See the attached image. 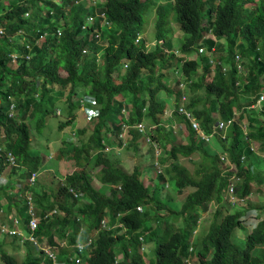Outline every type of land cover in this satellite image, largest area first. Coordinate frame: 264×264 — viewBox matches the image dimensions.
<instances>
[{"label": "trees", "instance_id": "1", "mask_svg": "<svg viewBox=\"0 0 264 264\" xmlns=\"http://www.w3.org/2000/svg\"><path fill=\"white\" fill-rule=\"evenodd\" d=\"M253 2L173 0L176 21L188 34L182 43L183 50L190 51L203 32H210L217 38L227 36L229 51L225 58L230 66L229 72L224 73L218 66L212 80L206 81L204 74L193 87H203L210 99L216 97L218 101V97H222L221 105L208 107L206 104L198 109L197 99L193 98L188 104L194 108L193 114L206 132L213 130L218 117L227 119L238 108L234 84L235 45L240 56L247 58L242 63L246 66L249 82L243 93L257 97L258 93L264 92V46L260 45V40H264V0L254 6L248 5ZM146 6L147 3L141 0H103L100 8L104 9L106 18L115 29L106 36L107 44L101 48L94 41L87 40L80 31L84 17L93 9L75 0H10L7 4H0V29H4V34H0V175L10 169V183L0 185V195L7 200L8 209L16 201L15 197L20 198L21 203L16 205L18 216L13 217L19 218L25 229H29L26 193L30 192V177L39 172L43 163L40 150L32 145L30 120L35 118L38 128L46 124L50 115L59 110L58 101L64 98L68 116L59 119L58 129L71 124L74 111L79 108L75 100L79 91L94 96L99 105L98 114L90 119L95 121L90 140L67 151L70 158L73 155L78 168L65 175L64 181L59 179L56 191L51 195L45 191L32 192L38 217L34 233L43 244L57 247L61 261L67 260V255L72 253L71 245L82 226L86 232L84 239L94 238V242L90 252L82 255L79 264H144L141 244L145 240L143 233L148 231L149 239L156 241L154 264H187L186 259L191 258L193 252V249L189 252V246L195 243L192 237L200 212L206 210L211 201L220 203L226 200L225 192L234 173L225 171L227 167L220 151L199 139L187 121L176 114L173 119L182 124L178 133L187 136V141L175 142L173 134L168 136L162 130L160 115L165 111V104L158 102L156 97L164 85L161 76L154 78L153 68L157 58L162 61L165 58L160 47L144 52L141 44L133 40L141 29ZM54 12L55 19L52 18ZM26 13H29L28 17ZM205 15L208 16V26L204 24ZM163 20L161 14L158 26ZM14 37L18 38L14 40ZM207 40L211 45L216 44L213 36ZM86 44L90 52L82 54L81 48ZM100 50L103 52L99 57ZM12 52L18 54L16 60H13ZM27 54H30L29 58ZM123 58L129 61L126 68L120 70ZM10 60L19 62L15 70L8 64ZM195 66L194 61H188L183 69L189 73ZM206 70L211 73L210 64ZM166 93H169L168 89ZM118 94L129 99L120 101ZM255 101L253 98L247 105ZM13 104L14 112L11 113ZM237 117L239 120L246 117L247 125L244 129V125L236 121L227 128V137L220 140L221 152L237 166L240 181L236 189L240 197L249 196L251 192L264 193V159L253 150L264 152V101L257 114L239 111ZM139 121L155 124L150 136L162 143L164 163L167 161V176L159 174L155 177L157 183L149 178L153 188L144 184L139 167L131 173L126 172L103 151L105 142H111L113 138L121 141L123 122L129 126L130 139L142 136L143 132L132 126ZM82 131L80 129V133ZM71 142L64 140L63 144ZM62 147L58 148L61 152L64 151ZM193 153H197L198 158L200 155L202 160L199 163L196 160L192 170L176 160L180 155ZM94 155L95 166L99 168L97 179L119 185L120 189L110 187L108 194L96 189L91 171L87 169ZM18 170L21 173L15 178L13 174ZM167 180L171 182L173 193L182 195L183 199L173 210L168 205L166 207L174 220L169 219L168 214L152 216L154 223L159 225L155 228L154 224L145 223L146 209L152 202L156 209H160L168 204L167 200L173 199L174 195L167 196L168 199L159 198L163 182ZM252 183L256 184V190ZM69 189L88 200L74 207L80 197L74 198ZM138 206H143L144 211L138 210ZM254 206L257 204H247L235 211H224L222 206L215 209V219L195 251L197 264H262L260 255L251 250L264 245V218L246 233L243 247L233 240L243 215ZM260 209L263 211L264 205H260ZM52 210L53 214L48 215ZM1 211L0 214L4 212ZM175 217L181 221L183 217L184 223L176 226ZM106 218L109 224H119L111 229L103 228ZM66 238V245L59 247L56 239ZM24 242L31 245V249L44 252L29 239ZM0 261L4 264H39L40 258L29 252L28 258L20 262L13 253L1 248ZM44 261L51 264L48 259ZM190 264H193L191 260Z\"/></svg>", "mask_w": 264, "mask_h": 264}, {"label": "rangeland", "instance_id": "2", "mask_svg": "<svg viewBox=\"0 0 264 264\" xmlns=\"http://www.w3.org/2000/svg\"><path fill=\"white\" fill-rule=\"evenodd\" d=\"M10 0H0L1 3L7 4ZM163 0H157L158 3L165 4V2H162ZM259 0H254L253 3H248V5L254 6L256 3H258ZM151 7L147 8L143 14V36L142 38H145L144 40L151 46L153 47V42L156 38V28H155V20H156V14L154 11L151 12ZM2 10L0 9V12ZM149 13V14H148ZM148 14V15H147ZM53 17L56 18V13H52ZM171 15L174 17L173 12L171 11ZM169 15L166 21L165 25V38L166 36L170 39L171 44L174 46H178L181 43V40L183 38V33L178 31L177 25L173 22L172 16ZM53 20V19H52ZM181 33V34H180ZM18 37H14V40H16ZM225 44L227 43V39L223 37L221 39ZM261 45H263V40H260ZM223 51L225 54V50H220ZM220 52H217V55H219ZM190 57H196V54L194 51L190 54ZM244 61H247V58H244ZM10 68L15 70L19 64L17 61L10 60L8 62ZM180 70V68H178ZM202 75V69H198V71L195 74V78L193 81H197L198 77ZM177 74L174 72L169 73V77L166 81V84L169 89L176 91V77ZM178 77H181L183 80L187 82V88L185 90L188 101L191 100V97L193 99H197V108H203L206 107V104H209V100H207L206 92L204 89L198 90L191 92L192 87L190 86V83L188 82V79L178 73ZM212 76H207V80H211ZM69 89V88H68ZM68 91V90H67ZM80 93V91H79ZM78 93V94H79ZM79 96V95H77ZM76 98V96H75ZM157 101H160L164 104H168L167 106V111L170 109L173 105V94L171 93H166V92H160L157 97ZM58 107L59 110L55 111L56 114L50 115L48 118V121L46 124L42 125L41 127H36L35 123V118L30 120V124L32 127V145L35 149L40 150V155L43 156V163L41 165V168L39 169V172L35 175V182L36 184L34 186H30V192H27V196L30 197L32 195V192L35 193H40V191H45L46 194L51 195V192H55L57 188V184L59 179L61 181H64V176L67 175L68 173H72L75 169L78 168V164L76 163V160L73 158L69 157V154L67 151L71 150L72 147H78L81 143H86L90 140V137L93 133L94 130V122L90 120L93 116V112L90 110H86V115H83L82 112L77 109L74 111L75 113V118L71 122V124L66 125L65 127L58 129V121L59 119H64L68 115V108H67V103L64 100V98L60 99L58 101ZM98 105H95V108L93 107V110L97 112ZM169 116L167 113L164 115V122L162 123V130L166 131L168 136L173 134V139L175 142H180V143H185L187 141V136L180 134L176 131V125L171 127L169 124H172L169 121ZM80 129L83 131L80 133ZM169 129L171 131L169 132ZM178 129V126H177ZM74 131L75 135H72L71 132ZM78 131V133H76ZM125 140L126 143L124 146H121L120 143H117V140L115 138L112 139V141L115 143L116 148H110L109 150H106V154L114 160V163L117 165V163L125 166L126 172L131 173L134 169L135 166H139V168L142 169V175L145 176L144 179L142 180L145 185H149L151 188L153 186L151 185V182L149 180V177H153L154 173L156 174V170L153 165L154 161V151L152 145L150 142H147L145 139V135L143 134L142 136H135L134 140L130 139V136H128V131L126 132ZM139 137V138H138ZM72 140L74 142L68 143V144H63L65 139ZM137 139V141H136ZM66 141V140H65ZM111 141V142H112ZM136 141V142H135ZM136 143V144H135ZM108 145H112V143L107 142ZM64 148V151L61 152V149H58L60 146ZM168 146V145H167ZM162 147V143H161ZM219 147V146H217ZM163 149H162V155L163 156ZM51 153V154H50ZM83 155V154H82ZM82 156L80 157V160L82 161ZM95 158L96 156H92L90 165L87 167L88 170L91 171V176L94 178V185L97 187L99 191L108 194L109 190V184H101V182L97 179L96 174L99 168H96L95 166ZM159 164L162 166V171L164 169V166L166 163L158 157ZM196 160L201 161L202 158L198 154H192L190 156H180L178 157V161H181L182 164L187 166L190 170L194 168V164H196ZM9 170L8 169L4 176L6 178L9 177ZM21 172L18 170L16 171L13 176L15 178L18 177V175ZM156 177V176H155ZM155 177L153 178L154 180ZM157 183V180L155 181ZM164 188L162 190V193L160 195V199H168L167 196L174 195L173 199L167 200L168 204H166L164 207L160 209H156L154 206V203L152 202L149 207H147V213L148 215L146 216L145 223L147 225H153V227L159 226L157 222L154 223V220L152 219V216L154 214L159 215V216H165L168 214V218L174 220V217L172 216L171 212L168 213V209L166 208L167 205L169 206L170 209H175L177 208L178 205L181 204V201L183 199L182 195H175L173 193L174 189L171 186V182L169 181H164ZM167 184V185H166ZM102 185V186H101ZM253 189L256 190V184L252 183ZM101 186V187H100ZM75 197L74 194H72ZM33 196V195H32ZM16 198V201H13L11 203L12 207L8 209V203H5L7 200L3 199L2 195H0V206L2 207V211L4 213L0 214V219L1 220H8L11 217V210L12 213L17 215V206L18 204L21 203L20 198ZM88 199L84 197H80L79 199H76L75 204L73 205L74 207L82 205L84 202H86ZM246 204H257V206H254V212L260 211V205H264V193L257 194L256 192H252L250 194L248 199H245V201H240L239 203H236L235 205H232L231 203L229 204L226 200H223L222 202L218 203L217 201H211L208 205L206 210L200 212L199 214V225L197 227V231L192 237V240L195 241L193 243V252L191 253V263L197 264V259L195 255L196 249L199 247V243L201 239L206 235L208 232V229L211 226L212 221L215 219V208L222 206L224 211H235L237 209H241ZM251 212V211H250ZM249 217V212H247V215L242 217L243 221H240V225L237 226L234 234H233V240L240 246L243 247L245 244V235L246 233L251 229L253 224L257 223L259 221L258 218L251 217L248 220ZM163 219V218H162ZM160 220V218H159ZM158 220V221H159ZM248 220V221H247ZM115 222H112L111 224H114ZM175 225L176 226H181V224L184 223V218L182 217V221L180 218L175 217ZM110 224V225H111ZM119 224V223H118ZM183 226V225H182ZM108 229H111L110 227ZM123 229H125L123 227ZM144 237L145 240L142 242V255L144 259V264H154V259H155V246H156V241L154 239H149V231L144 232ZM84 235H86V232L82 230L77 239L81 240L84 238ZM5 249L7 251H10L15 255V257L20 261L23 262L28 258L29 252H32L36 257L40 258L39 264H45V257L44 253L41 251H37V249H31V245H29L27 242H21L19 239H17L15 236H9V234L5 232L0 233V249ZM252 252L260 255L262 264H264V246H259L257 248H253L251 250ZM90 252V249L88 247L84 248L81 254H88ZM211 254V252H210ZM42 261V262H41ZM0 264H4L2 261H0Z\"/></svg>", "mask_w": 264, "mask_h": 264}, {"label": "clouds", "instance_id": "3", "mask_svg": "<svg viewBox=\"0 0 264 264\" xmlns=\"http://www.w3.org/2000/svg\"><path fill=\"white\" fill-rule=\"evenodd\" d=\"M54 1H58V0H54ZM141 1L147 3V6L143 10V14H144L145 10L147 8H149V7H151V9H152L151 12L154 11L155 14H156V20H155L156 38H155V40L153 42V45H154L153 47H151L144 40L145 38H142V36H143V23H144V19H143V15H142L141 29H140L139 32L136 33V35H135L133 40H134V42L136 44H141L142 50L144 52L152 51L156 47H160L162 49L165 61H162L161 59L157 58L155 60V65H154V68H153V76H154V78L157 79V78H159L161 76L160 80H161L162 84L164 85V89L159 90L157 95L160 92H162V91L166 92L167 89L169 90V93L173 94V105L167 111L168 104L167 105L165 104V111H164V113L162 115H160V121H161L160 125H162V123L164 122V115H165V113H167L168 116L170 117L169 121L172 123V124H169V125L171 127L176 125V131L178 132V131H180L182 129V124L178 123L177 119H173V116H174L173 114H176L177 116H180L183 119H185L187 121V125L189 127H191V129L194 131L195 135L199 139L204 140L206 143H210L213 146L214 150H219L220 151V156L225 161V165L227 167L225 169V171H230V172L234 173L231 176L232 182L228 185V187L226 189V192H225L226 201L229 204L231 203L232 205H235L236 203H239L240 201H245V199H248L250 195L249 196H245V197H240L238 195L236 186H237L238 182L240 181V178L237 176V166H236L235 163H233V161H231L228 158L226 153L221 152L222 144H221L220 140L221 139H225L227 137V132H228L227 128L232 123H234L236 121L242 123L244 125V129H245V125H247L246 117H244L242 120H239L238 117H237L238 112L239 111H244L245 113L249 112V113L257 114L260 111V109H261V103L264 101V92L258 93L257 97H255L254 95L251 96L250 94L248 95V94H244L243 93V90H244L245 86L249 82L248 81V74H247V70H246L245 64L242 63V61H244V58H242L240 56L239 51L237 49V46L235 45L234 48H233V52H234L233 61L235 62V66H236L235 83L234 84H235L236 91H237L236 92V97H237V101H238V104H237L238 108L233 113V116H231V117H229L227 119L218 117V119L216 120V122H215V124L213 126V130L211 132H206L204 129L201 128L200 122L194 116V114H193V109L194 108L188 105L189 101H188V98H187V95H186V92H185V90L187 88V82L185 80H183L181 77H178V73L184 75L188 79V82L190 83V86L192 87L191 90L198 91V90H201V89H204V88L200 87V88L193 89V87L197 85V83L199 82V79H200V77L202 75L205 74L206 77L210 75V76H212V78H211V80H212L214 75H215V72L218 70V66H221V69H222V71L224 73L229 72L230 66L226 62V58H225V56L228 54V51H229V49H228V40H227L226 44L223 41H221V39L223 37H225L227 39V36H222L220 38H217L216 36H214L210 32H207V33L203 32L202 37L197 42H195L192 45V49L190 51H185V50L182 49V43L184 42L185 37L188 36V34L185 33L181 29L180 25H178V23L176 21L175 12H174V10L172 8L173 0H163L162 2L163 3L165 2V4L158 3L157 0H153V1L141 0ZM75 2L83 5L86 8L93 9L92 13H90L86 17H84V20H83L82 24L80 25L81 26L80 27L81 33L83 35H86V39L87 40L94 41V43L99 44L101 46V48L104 47L107 44L106 36L111 34L112 31L115 28L113 27L111 22L106 18L104 9L102 10L100 8V4L103 2V0H75ZM171 11L173 12L174 17L171 15ZM161 14H162L164 20H163L162 25L158 26V20H159ZM169 15L172 16V20L177 25L178 31L183 33V38L181 40V43L177 47L171 44V41H170V39L167 36L165 38V34H166L165 25H166V21H167V18H168ZM28 16H29V13H28V15L26 17H28ZM204 24H205V26L209 25L208 16L207 15L204 16ZM3 31H4V29H3ZM57 32L60 33V29H58ZM19 34H21V32ZM212 36L215 38V41H216V44H214V45L209 44V42L207 40V38H210ZM11 40H13V36H11ZM237 41H239V39ZM263 43H264V40H263ZM260 45H261V43H260ZM262 46H264V44ZM220 50H225L226 53L224 54L223 51H220ZM81 51H82V54H87L88 52H90L89 45L88 44L83 45L82 48H81ZM193 51L196 54V57H190V54ZM102 52L103 51L100 50L97 53V55L100 57L102 55ZM217 52H220V54L217 55ZM12 53H16V52H12ZM11 56H12V54H11ZM17 57H18V54H17ZM27 57L29 58L30 54H27ZM16 58L15 59L13 58V60H16ZM258 59H260V57H258ZM128 61H129L128 58H123V60L121 61L120 70H124L126 68V66L128 64ZM188 61H194L196 63V66L189 73H186L184 71V69H183V66H184V63L188 62ZM209 64L211 65V73L210 74H208L206 72L207 71L206 69L208 68ZM178 68H180V70H178ZM200 68L202 69V75L198 77L197 81H193V79L195 78L196 72ZM170 72H174L175 74H177V76L175 77L176 78V88H177L176 91H173V90L169 89L167 84H166L167 80H165V79H168ZM206 81H210V80L206 79ZM78 93H77V95H79V96L75 95L76 96L75 100L79 104V108L78 109L82 112L83 115H86V110H90V111L93 112V116H96L98 114V112H99V105L96 103L94 96L89 95V94H83L82 91H80L79 94ZM118 95H120V96L117 97L120 101H122V100L126 101V100L129 99V98H126V97H122L121 94H118ZM206 98H207V100H209V106L208 107L219 106V105H221V101L223 100L222 97L221 98L218 97V101H216V97L210 99V98H208L206 96ZM253 98H256L255 103L252 104V105H247L248 101H251ZM158 102H160V101H158ZM160 103H162V102H160ZM162 104H164V103H162ZM95 105H98L97 112H95L93 110V107L95 108ZM180 105H183L188 111L191 112L192 118L199 124V127H200V129L202 131H204L206 134H213L212 139L210 141H206L204 138H202L198 134V132L194 128H192L190 120L185 115L177 112V107L180 106ZM13 112H14V104L11 106V113H13ZM214 115H217V113H214ZM138 123H142L143 127L139 128L137 126ZM132 126L135 127V128H138V130L140 132H143V134L145 135L146 141L150 142V144L152 145L151 147H153V151H154L153 165H154V168H155L157 173L156 174L154 173V176L153 177L150 176L149 178L153 179L155 176L159 177L158 176L159 174H164V175L167 176V174L165 173L166 165L164 166V169L162 171V166L159 164V160H158V157L160 156V158H162V160L164 161V158H163L164 152H163V156H161L162 155V149L164 151V147H163V145L161 147V143L158 140H156V139H152V137L150 136L151 132L154 131L155 124H149L147 122H140L139 121V122H136L135 124H133ZM177 126H178V129H177ZM128 128H129V126L126 123L123 122L122 123V132L120 133L121 141H117V143H120L121 146H124L125 143H126L125 136L127 135L126 132L128 131ZM169 131H171V129H169ZM76 133H78V131ZM128 133H129L128 136H131V133L130 132H128ZM71 134L75 135V132L72 131ZM221 134H224V136H222ZM65 140H69V139L67 138ZM115 140H117V139H115ZM72 142H74V141H72ZM109 143H113V141L109 142ZM217 146H219V147H217ZM114 147L116 148L117 146H115V144H112L110 146V145L107 144V142H105V148L103 149V151L106 152V150H109L110 148H114ZM167 148H168V146H167ZM251 149H253V147H251ZM253 150L256 153H258L259 156L263 157L262 154H264V152H259V151L255 150V149H253ZM193 154H195V153H193ZM180 156H182V155H180ZM180 156H178V157H180ZM176 160L178 161V158ZM178 163L182 164L181 161H178ZM182 165H184V164H182ZM193 165H195V164L193 163ZM117 166H119L123 170H125V168L122 165H120L119 163H117ZM135 167H139V166H135ZM142 169L143 168L140 169V173H141L140 178L144 179L145 176L142 175V173H143ZM4 174H2V177L6 178L4 176ZM6 179H7V182L9 181V183H10V178H6ZM7 182L6 183L0 182V185H3V186L8 185ZM154 183H155V180H154ZM35 184H36L35 180H34L33 183H31V181H30L29 186L32 187ZM101 184L102 185L103 184H109V187H116L117 189H120L119 185H112L110 183H102V182H101ZM231 184H233V186H234V190H235L234 193L229 192V186ZM18 186H20V185H18ZM29 189H30V187H29ZM69 192L74 194L76 198L80 197L72 189H69ZM29 194H31V192ZM251 194H252V192H251ZM27 198H28V209L30 208L29 202L31 201L32 206H33V211H34V213L36 215L35 204L32 201V195H30V197L27 196ZM243 208H241V209H243ZM28 209H27V212H28ZM137 209L141 210V211H144V207L143 206H138ZM215 209H217V208H215ZM261 210L262 209H260V211H258V212H254V207L249 208V209H247V211L245 212V215H243V217L247 215V212H249L248 220L251 217H255V218H258L259 220H261L262 218H264V210L263 211H261ZM53 212L54 211L52 210L50 213H48V215L53 214ZM11 214H14V213H11ZM11 217H12V215H11ZM29 218H30V215H29ZM13 219H15V217H13L10 220H1L0 219V223H7L8 225L11 226L12 223H13ZM16 219H19V218H16ZM199 220H200V218H199ZM199 220H198V225H199ZM117 224L118 223H115V225H117ZM256 224L257 223L253 224V226L251 228H253ZM198 225H197V227H198ZM20 226H21V229L25 233H29L31 231L30 227H29V229H25L22 226L21 220H20ZM28 226H29V224H28ZM109 227L113 228L114 225L113 224L110 225L109 222H108V219L106 218V220L103 221V228H109ZM197 227L193 231L194 234L197 231ZM82 229L83 228L81 226L79 233L82 231ZM1 232H5V233L9 234V236H18V239L21 242H24V240L28 239V238H24L20 234L9 233L7 231H2L0 229V233ZM67 239L68 238L62 239V240L56 239V241H57L56 243H59V247L60 246H64V245H66ZM140 239H143V237L140 236ZM93 242H94V238H88V239H84L83 238L81 240H78L76 238L75 241L71 245L72 253L70 255H67V260H64V261H61L60 259H58L59 251H57V247H53L52 246L54 248V254H55L54 264H79L82 255H84V254H81L82 251L86 247H88L91 250L93 248ZM40 243H42V241H40ZM78 244L81 245L80 248L78 247ZM48 246H50V245H48ZM260 246H264V245H260ZM192 249H193V244L191 243L190 246H189V252H191ZM44 257H45V259H48L46 257V255H45V253H44ZM48 260L52 264V261L50 259H48ZM76 260H78V261H76ZM187 262H190V258L186 259V263Z\"/></svg>", "mask_w": 264, "mask_h": 264}, {"label": "built area", "instance_id": "4", "mask_svg": "<svg viewBox=\"0 0 264 264\" xmlns=\"http://www.w3.org/2000/svg\"><path fill=\"white\" fill-rule=\"evenodd\" d=\"M27 15L28 13L26 14V16ZM3 33H4L3 29H0V34H3ZM12 57L15 59L17 57V54L12 53ZM177 112L185 115L190 120L192 128H194L202 138H204L206 141H210L212 139L213 134H206L204 131H202L199 127V124L192 118L191 112L188 111L183 105H180L177 107ZM137 126L139 128H142L143 124L138 123ZM221 135L224 136V134H221ZM262 156L264 159V154H262ZM34 180H35V174L30 178L31 183H33ZM0 182L6 183L7 179L2 177V175H0ZM234 191H235L234 186L233 184H231L229 186V192L234 193ZM29 204H30V208L28 209V214L30 215L29 227L31 228V231L29 233H25L21 229L20 220L16 218L13 219V223L11 226L8 225L7 223H0V229L2 231H7L9 233H17V234L22 235L24 238H28L29 240H31L32 242H34L35 244L43 248L46 257L52 261V264H54V261H55L54 248L52 246H48V245H44L40 243L38 236L34 233L35 229L38 226V218L36 217L33 211V206H32L31 201L29 202ZM78 247L80 248L81 245L78 244ZM187 263L190 264V262H187Z\"/></svg>", "mask_w": 264, "mask_h": 264}, {"label": "crops", "instance_id": "5", "mask_svg": "<svg viewBox=\"0 0 264 264\" xmlns=\"http://www.w3.org/2000/svg\"><path fill=\"white\" fill-rule=\"evenodd\" d=\"M112 144H115L114 142ZM121 165V164H120ZM123 166V165H122ZM125 168V166H123ZM0 209L2 210V207L0 206ZM13 211V210H12ZM4 213V212H2ZM15 214H12V217L14 216Z\"/></svg>", "mask_w": 264, "mask_h": 264}]
</instances>
